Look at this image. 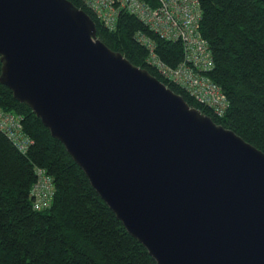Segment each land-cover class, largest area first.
<instances>
[{
	"label": "water",
	"instance_id": "95a60500",
	"mask_svg": "<svg viewBox=\"0 0 264 264\" xmlns=\"http://www.w3.org/2000/svg\"><path fill=\"white\" fill-rule=\"evenodd\" d=\"M0 63L157 264H264V153L107 47L84 10L0 0Z\"/></svg>",
	"mask_w": 264,
	"mask_h": 264
},
{
	"label": "trees",
	"instance_id": "16d2710c",
	"mask_svg": "<svg viewBox=\"0 0 264 264\" xmlns=\"http://www.w3.org/2000/svg\"><path fill=\"white\" fill-rule=\"evenodd\" d=\"M68 1L92 18L97 37L107 47L146 69L189 106L264 153L262 0H199L200 33L208 42L214 63L207 75L229 103L222 116L149 65L147 49L135 34L147 35L157 55L170 67L183 60L179 40L161 38L125 10L120 11L116 28L110 31L84 0ZM0 108L19 115L23 131L32 140L22 152L0 130V264H157L90 185L62 143L1 83ZM36 168H43L54 186L50 206L41 210L33 208L30 194Z\"/></svg>",
	"mask_w": 264,
	"mask_h": 264
},
{
	"label": "built area",
	"instance_id": "2783aa9c",
	"mask_svg": "<svg viewBox=\"0 0 264 264\" xmlns=\"http://www.w3.org/2000/svg\"><path fill=\"white\" fill-rule=\"evenodd\" d=\"M86 6L108 30L116 28L120 11L135 15L151 31L167 40H179L183 60L170 67L155 52V45L142 32L135 39L147 49L146 62L165 79L185 88L199 103L211 107L222 116L229 103L221 88L207 75L213 69V58L208 42L200 33L202 9L199 0H84ZM21 118L0 108V130L24 152L32 143L23 131ZM36 181L30 194L34 207L41 210L50 206L54 194L52 178L43 168H36Z\"/></svg>",
	"mask_w": 264,
	"mask_h": 264
},
{
	"label": "bare ground",
	"instance_id": "6f19581e",
	"mask_svg": "<svg viewBox=\"0 0 264 264\" xmlns=\"http://www.w3.org/2000/svg\"><path fill=\"white\" fill-rule=\"evenodd\" d=\"M33 197V195H31ZM33 208L36 209V210H39L37 208L34 207V197H33Z\"/></svg>",
	"mask_w": 264,
	"mask_h": 264
}]
</instances>
